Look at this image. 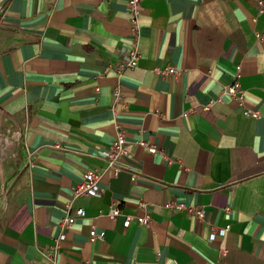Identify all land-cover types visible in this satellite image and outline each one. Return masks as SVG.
Wrapping results in <instances>:
<instances>
[{"label": "crops", "instance_id": "1", "mask_svg": "<svg viewBox=\"0 0 264 264\" xmlns=\"http://www.w3.org/2000/svg\"><path fill=\"white\" fill-rule=\"evenodd\" d=\"M140 1L136 37L126 0H0V264H264V10ZM135 42L137 65L118 70ZM234 79L258 118L223 92ZM115 118L132 154L116 176ZM89 169L101 195L73 197Z\"/></svg>", "mask_w": 264, "mask_h": 264}, {"label": "built area", "instance_id": "2", "mask_svg": "<svg viewBox=\"0 0 264 264\" xmlns=\"http://www.w3.org/2000/svg\"><path fill=\"white\" fill-rule=\"evenodd\" d=\"M127 1V8L129 11L130 17V25L131 30L137 37L138 34V17H139V11H140V0H126ZM258 3L260 5V10H264V1L258 0ZM256 36L258 39H264V32H257ZM138 47L136 42L134 45L127 49L126 53L123 55L121 60H119L117 64L118 70L128 68V67H134L137 65L138 62ZM158 72H161L162 74H177V69L173 65H165L162 68H156ZM116 99H121L120 89L116 87ZM223 92L230 96L231 98L235 99L237 104L241 107V110L245 114H249L254 116L255 118L259 117L260 112H258L255 109L247 107L245 104V98H244V90L241 89L240 84L236 79H234L229 85H226L223 88ZM207 108V105H206ZM113 113L115 114V110L113 109ZM114 116V115H113ZM114 127L116 131L115 138L110 144V148L104 152L105 160L107 163V166L111 169L112 174L115 176L117 173L121 170V165L118 162V158L120 156H127L129 158L132 157V154L128 152L126 148V139L124 136V132L121 130L120 124L118 123L117 119H114ZM138 144L142 145L143 147H147V149L154 153L157 151V148L154 145L148 144L146 141L140 140ZM101 173L99 171L91 170L83 173V178L81 181L77 182L74 185L73 188V197L78 196L81 194H91L94 196H99L102 193V189L100 187V180H101ZM166 207L182 210L185 209L189 214L196 215L199 219H202L204 217V210L200 207L194 206V205H186L182 202L177 201H167L164 204ZM144 207V206H143ZM228 209V207H226ZM109 217L116 218L119 214H121L119 206H111L109 210H106L105 212ZM85 215V209L82 206H79L75 209V212L73 214H67L65 217L61 219L60 225L63 227L68 226L69 224L73 223L75 221L76 216H83ZM123 220V226L127 227L131 222L136 221L139 224L147 225L151 219V217L147 214L144 215H124ZM229 226L226 224L223 227H219V229L213 230L209 237L210 239H215L216 235H223L225 232L229 229ZM90 234L89 239L94 240L96 238H102L104 235V232H97L94 227L90 228ZM58 242L56 240L54 245V252L58 249ZM222 251V250H221Z\"/></svg>", "mask_w": 264, "mask_h": 264}]
</instances>
